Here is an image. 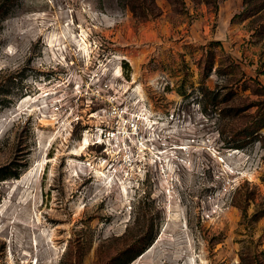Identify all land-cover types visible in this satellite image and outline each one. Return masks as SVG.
<instances>
[{"label": "rangeland", "instance_id": "rangeland-1", "mask_svg": "<svg viewBox=\"0 0 264 264\" xmlns=\"http://www.w3.org/2000/svg\"><path fill=\"white\" fill-rule=\"evenodd\" d=\"M252 2L0 0V264H264Z\"/></svg>", "mask_w": 264, "mask_h": 264}, {"label": "trees", "instance_id": "trees-1", "mask_svg": "<svg viewBox=\"0 0 264 264\" xmlns=\"http://www.w3.org/2000/svg\"><path fill=\"white\" fill-rule=\"evenodd\" d=\"M253 0H250V2H252ZM129 2H130V7L131 8H135V7H138V8H140L141 9V5H143L142 3H140V0H129ZM209 2H211V1H209ZM256 1H254V2H252L251 3V6H253L254 7V4H256V5H260V4H262L261 5V7L262 6H264V1H262L261 3H255ZM214 4H215V1H214ZM255 5V6H256ZM0 10H1V8H0ZM134 10V9H133ZM1 12L2 11H0V14H1ZM246 14V11H244L240 16H243V15H245ZM129 66V65H128ZM130 68V67H129ZM262 89L264 90V87H262ZM254 118H257L255 121H254V127L253 126H251L250 128H247L246 130H243L242 132H245V136H247V137H250L251 136V134H253V132H255L254 130H260V129H262V128H264V105H260V107L258 108V111H257V115H256V117H254ZM254 128V129H253ZM258 131H256V132H258ZM239 134H241V133H237V134H234L233 136H232V139L233 140H236V136H238ZM234 149H242V147L241 146H237V147H234ZM19 176H20V173L19 172H17V171H12L11 170V168H9V167H4V168H1L0 169V181H5V180H8V179H18L19 178ZM244 210V209H243ZM262 212V211H261ZM260 212V213H261ZM264 213V211L262 212V214ZM128 264V263H127Z\"/></svg>", "mask_w": 264, "mask_h": 264}, {"label": "bare ground", "instance_id": "bare-ground-1", "mask_svg": "<svg viewBox=\"0 0 264 264\" xmlns=\"http://www.w3.org/2000/svg\"><path fill=\"white\" fill-rule=\"evenodd\" d=\"M88 144V140L86 139L85 142H84V145H87ZM83 149V148H82ZM75 163V162H74Z\"/></svg>", "mask_w": 264, "mask_h": 264}, {"label": "built area", "instance_id": "built-area-1", "mask_svg": "<svg viewBox=\"0 0 264 264\" xmlns=\"http://www.w3.org/2000/svg\"><path fill=\"white\" fill-rule=\"evenodd\" d=\"M113 136H115L114 132L112 133Z\"/></svg>", "mask_w": 264, "mask_h": 264}]
</instances>
